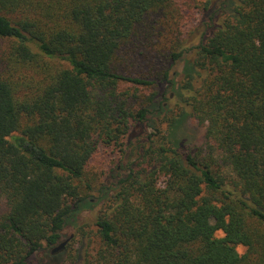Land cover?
I'll return each instance as SVG.
<instances>
[{"label": "trees", "instance_id": "obj_1", "mask_svg": "<svg viewBox=\"0 0 264 264\" xmlns=\"http://www.w3.org/2000/svg\"><path fill=\"white\" fill-rule=\"evenodd\" d=\"M202 1L212 28L186 68L191 93L165 107L156 99H167L162 85L194 29L168 54L149 50L146 75L128 65L173 0H0V264L52 251L70 218L102 200L94 235L77 228L85 253L61 264H264V0ZM139 91L142 105L130 107ZM156 112L161 125L189 114L206 124L218 158L135 134ZM100 144L131 148L111 186L89 175Z\"/></svg>", "mask_w": 264, "mask_h": 264}, {"label": "rangeland", "instance_id": "obj_2", "mask_svg": "<svg viewBox=\"0 0 264 264\" xmlns=\"http://www.w3.org/2000/svg\"><path fill=\"white\" fill-rule=\"evenodd\" d=\"M223 1V0H221ZM220 1V3H221ZM173 6L170 7L167 11V15H159L155 24L150 28L149 32L146 34L145 38H143V43L146 46L144 49V54L140 60V56L137 59L130 60L131 64H129L128 68L130 71L134 72V74H142L146 75L149 70V64L147 63V55L149 54V50L153 49L155 54L160 52H164L168 54L172 48L174 47V40H180L185 35H187L192 29L194 32L190 35H187L188 48L191 50L186 52L182 57L181 61L174 64L172 77L173 83H166L162 85L160 93L165 94L167 99H161L160 97L156 99L157 103L163 101L165 103V107L167 102L169 106H175L176 104L184 105L185 96L191 92L184 89V85L188 79L187 72H191L188 70L186 72V68H188V62H191L192 59L196 56L195 54V46L199 44L200 37L202 33L206 30L211 29L210 26V16L203 14L204 2L202 0H173ZM222 12V16L225 14ZM179 33V38L175 36ZM8 41L1 40V45H8ZM193 46V47H192ZM3 47V46H1ZM148 52V53H147ZM145 58V59H144ZM140 60V61H139ZM166 63V60H162L157 58V64L161 69L164 70L163 66ZM192 88L196 90L201 85V78L199 75H195L192 79ZM122 89L131 88L132 92L135 91L134 87L131 86V83H123L121 84ZM186 90V91H185ZM151 90L143 88L144 94H150ZM195 92V91H193ZM139 97H134L130 100V107H136L138 105H142V101L145 97L141 96V91L138 92ZM169 98V100H168ZM183 107V106H182ZM176 110L175 112H178ZM164 113V112H163ZM163 113H154L152 115V119L148 124H143L136 127L135 134L140 133H153V147L157 145L162 140V136L166 135V141H169V144L176 145L183 149L184 151L195 150L203 152V157H207L210 153L214 154V157L218 158V153L209 148L206 139V124H202L196 118H194L191 114L186 115L182 118V120L177 123L175 126L170 127L167 124H160L159 121ZM151 125V126H150ZM150 126V127H149ZM156 127H160L163 131L162 134H158ZM134 143L137 147L138 142L133 135ZM144 147L138 151L134 155V159L137 156H143L145 151L150 148L151 142L148 140L144 141ZM131 148H127L120 144L107 146L105 144H100L98 151L95 156L91 160L89 165V175L98 178L101 181H104L107 186H111V184L116 180L115 176H121L127 173L125 170V164L131 158ZM217 168V167H216ZM219 170L227 173L229 171L226 165L221 164L218 167ZM95 197L92 198V200ZM94 203L97 202V198H95ZM104 200H102L95 207L85 205L83 210L72 216L68 225L66 226L63 237L58 244L61 242L68 240L66 246L63 250L53 254L51 249L43 248L39 252H37L36 256L29 262L30 264H61V263H69L74 259L76 253L80 252L81 254L85 253L87 237L76 236L77 228L86 222V231L89 232L90 236L94 235V231L96 230L93 225L95 221L94 213L98 211V208L102 206ZM8 205L6 202V198L0 194V218L7 212ZM93 241V240H92ZM57 244V245H58ZM56 246V245H55ZM54 246V247H55ZM98 246L97 240L91 242V247L89 249V253L93 254L95 248ZM53 247V248H54ZM245 246H238V251L240 253H244L246 251Z\"/></svg>", "mask_w": 264, "mask_h": 264}, {"label": "water", "instance_id": "obj_3", "mask_svg": "<svg viewBox=\"0 0 264 264\" xmlns=\"http://www.w3.org/2000/svg\"><path fill=\"white\" fill-rule=\"evenodd\" d=\"M69 239L61 242L60 244L56 245L53 249H52V253L55 254L61 250H63V248L66 246L67 242H68Z\"/></svg>", "mask_w": 264, "mask_h": 264}]
</instances>
